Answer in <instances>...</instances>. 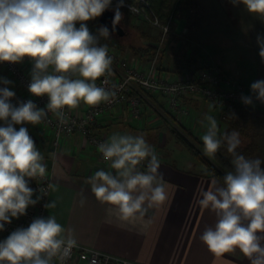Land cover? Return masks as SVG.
Returning a JSON list of instances; mask_svg holds the SVG:
<instances>
[{
    "label": "clouds",
    "instance_id": "1",
    "mask_svg": "<svg viewBox=\"0 0 264 264\" xmlns=\"http://www.w3.org/2000/svg\"><path fill=\"white\" fill-rule=\"evenodd\" d=\"M243 4L249 13L264 18V0H232ZM112 7V0H0V62H33L28 91L37 97L47 96L45 108L32 100L11 103L15 96L7 87L11 82L0 79V231L11 218L26 215L40 195L29 186V180L45 177L44 156L27 128L14 125H39L49 113L61 124H67V110L81 103L97 106L112 102L116 91L98 86L96 81L112 73L113 57L101 40L110 38L107 26L93 34L86 22L100 17ZM124 0H117L112 30L123 19ZM130 11H134L132 6ZM77 24L79 26L77 27ZM259 55L264 59V36H257ZM256 100L264 103V80L250 85ZM252 105L251 96H241ZM206 129L201 137L205 154L213 156L226 145L233 169L223 178H213L202 191L199 205L216 216L214 227L207 228L200 240L216 256L239 252L250 264H264V160L247 158L237 151L241 145L239 132L219 135L216 118L206 115L201 121ZM98 152L109 170L100 169L86 183L96 200L107 205V213L119 221L142 219L149 209L162 206L168 199L167 182L159 171L155 149L143 135L113 133L98 145ZM85 199L80 201L81 205ZM55 208L56 201L45 203ZM74 230L65 229L54 215L37 217L27 228L13 231L0 241V264H66L77 247Z\"/></svg>",
    "mask_w": 264,
    "mask_h": 264
},
{
    "label": "crops",
    "instance_id": "2",
    "mask_svg": "<svg viewBox=\"0 0 264 264\" xmlns=\"http://www.w3.org/2000/svg\"><path fill=\"white\" fill-rule=\"evenodd\" d=\"M195 1L204 9L195 16L201 23L195 26L196 31L192 32L191 37H187L190 29L185 15H179L173 21L175 28L172 33L191 41L196 40L201 19L207 13V0ZM122 51L121 56L135 59L128 48ZM193 59V66H179L176 69L166 67L161 61L158 71L172 77L187 68L209 64H218L225 69L218 62L204 61L198 64L196 58ZM235 75L241 80L238 74ZM147 98L140 118H132L126 105H122L104 114L94 128L97 133H104L108 137L117 132L143 135L159 158V171L167 182L168 199L162 206L149 209L142 219L131 222L110 216L106 211L108 206L101 204L92 194L90 185L86 183L87 178L97 170L109 168L101 162L98 150L89 145L80 133L64 138L54 160L50 152V130L46 126L42 123L14 125L17 130L21 126L27 128L44 156L43 163L47 170L53 173L55 190H52L49 202L56 201V207L47 209V217L54 215L65 229L74 230L77 243L127 258L133 264H250L239 250L216 256L200 240L207 228L214 227L216 216L211 210L202 208L198 201L202 198V191L207 190L216 177L204 173L202 165L190 154L183 156L182 160L177 157L175 154L181 145L171 133L172 127L177 124L202 137L206 129L201 121L206 115L220 121L218 127L226 132V120L220 118L221 113L216 116L211 112L207 107V104L211 106L210 102L202 97L189 95L181 99V103L188 107L187 115L171 111L167 99L161 94L149 93ZM262 105L258 110L264 113ZM88 107L81 103L74 111L82 114ZM0 126H4L3 121H0ZM259 129L264 130V126H259ZM259 137L260 134H257L255 141ZM261 167L264 168V164ZM82 199L86 201L83 205L80 203ZM71 264L84 263L75 259Z\"/></svg>",
    "mask_w": 264,
    "mask_h": 264
},
{
    "label": "built area",
    "instance_id": "3",
    "mask_svg": "<svg viewBox=\"0 0 264 264\" xmlns=\"http://www.w3.org/2000/svg\"><path fill=\"white\" fill-rule=\"evenodd\" d=\"M144 5L139 6L130 0H124L125 7L121 8L130 10L132 6L133 13L140 16L149 24L159 28L161 36L171 31L170 19L162 23L159 19L146 11L148 2L141 0ZM117 0H112L114 9ZM162 38V40H163ZM109 55L113 57L112 73L109 76L101 77L96 81L98 86L115 90L116 98L108 103L102 102L97 106H89L82 114H77L74 110H65L69 117L67 124H61L54 114L49 113L48 119L42 124L50 130V152L54 160L61 149L64 138L80 133L87 143L98 150V145L109 137L104 133H97L94 128L98 126L99 119L113 108L126 105L132 118H140L144 112L143 103L148 101L149 93H158L167 99L168 108L173 112L188 114V107L181 103L185 96L194 95L208 100L214 107L219 108L223 120H230L229 107L242 106L257 108L261 102L256 100L255 94L245 91L242 81L229 74L222 66L218 64H209L202 67L187 68L172 77L162 75L158 71L156 58L143 62L140 59H129L121 56L112 45L108 44ZM33 62L30 58L25 57L21 62H0V79H7L11 83L7 85L10 91L15 93L11 98V103L18 105V102L32 100L39 108H45L48 102L47 96L37 97L28 91L31 83V71ZM5 87L0 83V88ZM241 96H251L252 105H245L241 101ZM154 106V105H153ZM101 162L107 165L103 160L102 154L99 153ZM54 163V162H53ZM53 185V173L47 170L45 177H37L29 180V186L40 195L39 188L47 189L48 185ZM51 189L48 194L35 205L29 206L26 215L19 218H11V223L5 224L3 231H0V241H3L13 231L19 228H27L37 217L47 218V209L45 203H49ZM77 259L84 264H133L127 258L114 255L109 252L101 251L96 248L77 243L73 248L66 264H71ZM59 264V262H55Z\"/></svg>",
    "mask_w": 264,
    "mask_h": 264
},
{
    "label": "rangeland",
    "instance_id": "4",
    "mask_svg": "<svg viewBox=\"0 0 264 264\" xmlns=\"http://www.w3.org/2000/svg\"><path fill=\"white\" fill-rule=\"evenodd\" d=\"M130 1L139 6L144 5L141 0ZM146 1L148 5L142 8L156 16L160 22L166 23L170 19H174V14H170L168 19L163 21L153 8L151 1ZM190 1H186L178 13V16L185 15L189 21L190 34L188 33L187 37H191L192 32L196 31L195 16L201 14L204 9L195 0ZM121 12L123 19L119 24L128 34L122 40L116 38L102 40V43L112 45L120 55H123L122 50L126 51L128 48L135 59L148 62L156 58L157 67L161 65L162 61L166 67L171 69H176L179 66L188 67L186 61L191 60L193 62V57L196 58L198 64H203L204 61L218 62L232 76L237 77L235 74H238L241 77L245 91L248 93H252L250 85L253 82L264 80V59L259 55L260 48L257 43V36H264V18L249 13L242 3L234 6L232 0H207V13L201 19V29L198 30V35H195V41L176 36L172 30L168 31L163 38L158 27L149 24L128 9H123ZM86 24L94 34L100 27L96 18L87 21ZM173 24L174 22L171 21V28ZM259 106L257 109L261 108ZM207 107L216 116L220 114L219 108L212 104L211 106L207 104ZM262 107H264V103ZM225 122L229 125V120ZM261 125L264 126V120L259 126ZM220 132L221 136L226 133L219 128ZM249 132V137L239 133L241 146L250 142L253 134H260L256 140V151L248 158L264 160V130H250ZM168 136L170 137V135ZM180 148L175 155L182 160L183 156L190 153L185 148L181 146Z\"/></svg>",
    "mask_w": 264,
    "mask_h": 264
},
{
    "label": "trees",
    "instance_id": "5",
    "mask_svg": "<svg viewBox=\"0 0 264 264\" xmlns=\"http://www.w3.org/2000/svg\"><path fill=\"white\" fill-rule=\"evenodd\" d=\"M153 8L159 14L163 21H166L170 14H174V19L178 16L181 6L185 4L186 1L190 0H150ZM194 1V0H193ZM122 11V10H121ZM97 20L99 17L96 18ZM174 21V20H173ZM199 18L196 17L195 26L199 25ZM99 24V23H98ZM79 24H77V27ZM99 26H101L99 24ZM175 23L173 24L172 31H174ZM92 32V31H91ZM93 33V32H92ZM94 34V33H93ZM110 38H116L117 40H122L128 32L126 31L125 36H117L110 32ZM101 44L102 40L100 41ZM148 49V48H146ZM188 66L195 62L191 60L186 61ZM205 66V65H203ZM202 66H197V68ZM230 112V120L228 125V133L236 130L241 135L249 137L250 130H259V125L264 120V113L256 108L242 107V106H232L228 108ZM171 133L178 144L185 148L195 160L200 163L203 167L204 173L214 176L216 178H223L226 172L231 171L233 166L231 164V154L228 153L226 145L222 147L213 156H208L205 154L203 141L200 136L192 133L188 128L175 124L172 127ZM257 134H253L251 141L246 145L241 146L237 149L238 152L245 155L247 158L252 156L257 148V143L255 137Z\"/></svg>",
    "mask_w": 264,
    "mask_h": 264
},
{
    "label": "water",
    "instance_id": "6",
    "mask_svg": "<svg viewBox=\"0 0 264 264\" xmlns=\"http://www.w3.org/2000/svg\"><path fill=\"white\" fill-rule=\"evenodd\" d=\"M114 10L109 9L106 10L98 19V23L102 26H107L109 31L111 33L116 34L117 36H124L126 34V30L120 25L118 24L115 28V31L112 30V21L114 19Z\"/></svg>",
    "mask_w": 264,
    "mask_h": 264
},
{
    "label": "flooded vegetation",
    "instance_id": "7",
    "mask_svg": "<svg viewBox=\"0 0 264 264\" xmlns=\"http://www.w3.org/2000/svg\"><path fill=\"white\" fill-rule=\"evenodd\" d=\"M125 36V35H124Z\"/></svg>",
    "mask_w": 264,
    "mask_h": 264
}]
</instances>
